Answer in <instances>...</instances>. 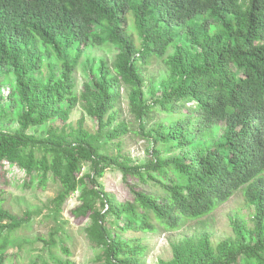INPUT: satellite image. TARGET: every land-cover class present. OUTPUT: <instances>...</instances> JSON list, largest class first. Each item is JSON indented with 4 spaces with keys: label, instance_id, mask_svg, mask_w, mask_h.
<instances>
[{
    "label": "trees",
    "instance_id": "trees-1",
    "mask_svg": "<svg viewBox=\"0 0 264 264\" xmlns=\"http://www.w3.org/2000/svg\"><path fill=\"white\" fill-rule=\"evenodd\" d=\"M128 13L139 43L127 31ZM178 32L188 45L175 42ZM105 42L117 47L116 59L111 66L101 60L75 94L80 58ZM169 46L174 52L163 59L167 77L159 94L149 87L147 102L137 56L162 57ZM44 58L53 59L46 78L35 75ZM9 74L15 78L10 97L22 111L14 132L0 130V178L8 181L17 170L25 187L44 189L49 179L58 181L61 190L52 200L57 212L76 193L71 214L89 219L87 236L102 247L106 264H140L141 248L120 231L176 230L238 190L255 207L253 228L235 219V235L216 246L206 233L184 237L172 243V257L157 264H264V0L245 6L240 0H0V80ZM122 82L140 122L156 109L179 113L152 129L154 146L141 164L101 152L126 130L124 123L112 127L110 112ZM77 104L94 120V133L83 117L76 127L68 125ZM194 122L220 124L219 138L195 145L189 138ZM46 123L44 132H29ZM158 145L177 152L163 156ZM86 165L90 171L82 173ZM110 168L122 174L131 200L118 201L101 187L99 179ZM3 205L0 195L1 231L13 232L30 220ZM40 239L47 253L39 264H76L53 234ZM4 260L0 254V264Z\"/></svg>",
    "mask_w": 264,
    "mask_h": 264
},
{
    "label": "rangeland",
    "instance_id": "rangeland-1",
    "mask_svg": "<svg viewBox=\"0 0 264 264\" xmlns=\"http://www.w3.org/2000/svg\"><path fill=\"white\" fill-rule=\"evenodd\" d=\"M245 6L247 0H240ZM125 25L127 31L132 35L134 41L139 43L134 17L131 13L126 16ZM99 30H102L97 26ZM177 44L188 45L184 33L178 32L175 36ZM174 48L169 46L162 57L150 56L142 58L137 56V64L141 69L144 79L143 94L147 102H150L149 87H155L159 94L160 82L167 77V67L164 58L173 54ZM118 49L110 42L95 44L88 47L76 66L73 77L75 81L74 93L79 94L83 84L90 79L91 74L96 72V67L101 60L111 66L116 59ZM49 62L53 59L44 58L41 69L35 72L36 76L46 78L49 74ZM15 84V78L9 74L0 80V130L14 132L17 127V116L22 111V106L17 99H12L11 93ZM129 86L121 83L120 98L115 103L113 112V126L124 123L125 132L106 144L101 152L109 156L128 157L132 163H144L149 158L154 144L148 136L152 129L160 122L168 125L179 117V113L154 110L149 116L140 122L130 111ZM83 117L84 127L90 132L95 131V122L83 110L80 104L74 107L68 117V125L76 127L77 121ZM48 123L31 127L30 133H42L46 130ZM195 145H205L217 140L220 135V124H192ZM163 156H173L176 150L171 145H158ZM89 166L82 169V173L89 172ZM5 177L0 178V195L4 199V208L18 217L30 216V220L13 231L0 230V243H4V249L0 254H5L4 264H39L42 258H46L47 245L40 238L48 240L53 234L55 239L67 246L70 256L76 264H106L102 254V247L90 242L86 228L90 221L86 217H74L71 209L78 203L77 194H72L63 203L57 212L53 199L61 190L58 181L49 179L44 189L32 186L25 187L22 182V174L14 170ZM131 181L133 179H130ZM101 187L115 196L118 201L131 200L132 195L126 187L122 174L114 168L106 169L104 175L99 179ZM145 190H149L148 184L139 182ZM239 220L246 228L255 225V207L250 204L241 190L236 191L225 202L217 205L209 214L185 221L176 230L159 228L154 232L143 231H120L123 239L131 240L138 245L141 251L138 255L140 264H157L159 260H169L172 257V243L187 236H197L206 233L213 246L220 241L235 235L233 220ZM58 253V251H56Z\"/></svg>",
    "mask_w": 264,
    "mask_h": 264
},
{
    "label": "built area",
    "instance_id": "built-area-1",
    "mask_svg": "<svg viewBox=\"0 0 264 264\" xmlns=\"http://www.w3.org/2000/svg\"><path fill=\"white\" fill-rule=\"evenodd\" d=\"M0 91H3V88H1Z\"/></svg>",
    "mask_w": 264,
    "mask_h": 264
}]
</instances>
